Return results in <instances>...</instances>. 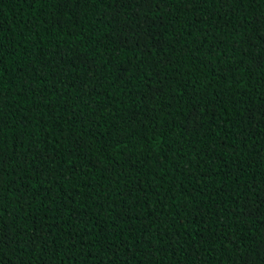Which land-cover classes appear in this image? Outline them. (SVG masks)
<instances>
[{
    "label": "trees",
    "instance_id": "obj_1",
    "mask_svg": "<svg viewBox=\"0 0 264 264\" xmlns=\"http://www.w3.org/2000/svg\"><path fill=\"white\" fill-rule=\"evenodd\" d=\"M0 264H264V0H0Z\"/></svg>",
    "mask_w": 264,
    "mask_h": 264
}]
</instances>
